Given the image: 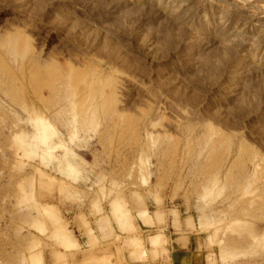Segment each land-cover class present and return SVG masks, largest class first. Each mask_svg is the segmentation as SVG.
Instances as JSON below:
<instances>
[{
    "label": "rangeland",
    "instance_id": "obj_1",
    "mask_svg": "<svg viewBox=\"0 0 264 264\" xmlns=\"http://www.w3.org/2000/svg\"><path fill=\"white\" fill-rule=\"evenodd\" d=\"M114 221L264 264V0H0V264Z\"/></svg>",
    "mask_w": 264,
    "mask_h": 264
},
{
    "label": "crops",
    "instance_id": "obj_2",
    "mask_svg": "<svg viewBox=\"0 0 264 264\" xmlns=\"http://www.w3.org/2000/svg\"><path fill=\"white\" fill-rule=\"evenodd\" d=\"M121 224L114 221L112 225H94L90 233L69 239L67 249L51 251L47 264H207L204 238L196 233L168 227L157 233L163 239L153 245L157 234L140 243L136 238L123 236ZM132 244H141L143 255L136 254Z\"/></svg>",
    "mask_w": 264,
    "mask_h": 264
}]
</instances>
